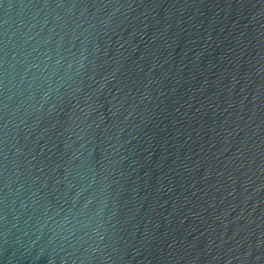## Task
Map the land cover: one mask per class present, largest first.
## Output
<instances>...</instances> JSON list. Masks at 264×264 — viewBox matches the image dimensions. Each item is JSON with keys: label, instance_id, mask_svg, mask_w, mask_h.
<instances>
[{"label": "water", "instance_id": "obj_1", "mask_svg": "<svg viewBox=\"0 0 264 264\" xmlns=\"http://www.w3.org/2000/svg\"><path fill=\"white\" fill-rule=\"evenodd\" d=\"M0 264H264V0H0Z\"/></svg>", "mask_w": 264, "mask_h": 264}]
</instances>
